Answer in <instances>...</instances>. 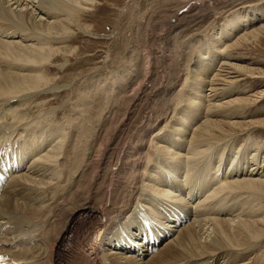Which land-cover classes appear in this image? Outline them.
Segmentation results:
<instances>
[{
	"label": "bare ground",
	"instance_id": "obj_1",
	"mask_svg": "<svg viewBox=\"0 0 264 264\" xmlns=\"http://www.w3.org/2000/svg\"><path fill=\"white\" fill-rule=\"evenodd\" d=\"M92 1L0 0V157L9 166L11 161L7 157L25 164V168L12 176L0 194V251L10 255L12 264H217L221 259L229 264H264V255L261 253L264 222L257 219L258 216L252 220L251 217L244 219L249 214L239 211L227 217L231 214L225 203L227 197L221 196V202L217 197L225 190H230L231 194L237 192L239 197H236L244 199L247 195L241 197L239 192L263 193L264 177L252 174L255 167L250 169V173L239 169L243 160L248 162L244 154L239 156L241 162L233 160L230 167L229 164L225 167L224 163L231 156L225 153L226 143L224 151H218L220 162L215 161L214 152L208 153L212 147H217L212 143L215 139L239 138L241 133L253 131L256 126H264L262 123L253 122L255 125H251L235 121L240 111H245L240 102L244 99H224L235 92L244 77H257L233 63L232 58L235 57L232 54L225 53L219 72L207 83L204 80L200 83L203 77L191 67L188 68L183 90L196 93L198 87L204 85L205 90L208 85V93H201L209 101L206 104L192 100L190 95L186 99L185 92H175V85L183 81L186 72L179 70L181 59L173 56L174 51L168 48V42L161 45L162 51L159 48L154 50L152 56L158 58V63L155 69L149 67L145 79L141 82L136 80L137 84L131 86L133 95L130 102H124L128 103L123 107L122 104L112 106L108 116L100 120L101 124H98L96 132L88 141L86 165L79 163L76 145L80 140L78 137L73 138V129L78 136L83 131L81 111L73 108L74 117L69 119L70 127L59 125L60 121L54 123V116L30 119L28 114L39 96L49 95L56 90L64 92V89L58 90L63 87L62 77L58 79L52 76L46 63L55 54L63 52L67 38L64 36L72 27L68 26L69 22L75 20L77 14ZM188 5L179 6L172 22L162 30L163 34L175 29V21L181 19L179 14H183L184 9L195 11L192 3ZM259 13L264 17V7ZM255 30L243 31L237 39H233L232 44L219 49L222 48L221 52L237 49L249 42L248 37ZM206 41L220 44L222 39L211 36ZM208 53L212 54L211 51L205 54L200 51L194 63H204ZM219 55L217 53L214 60L219 59ZM189 74L192 76L189 77ZM91 97L84 95L81 98L92 101ZM215 100L218 102L212 103ZM196 104L207 111L205 121L195 126L189 140L191 149L181 155L178 151L183 146L173 141V133L169 137L162 134L179 120L181 126L188 122L190 118L186 117L191 113L181 108ZM83 109L92 111L91 105ZM74 119H80L82 126L71 123ZM33 122H36L35 125ZM52 126L57 127L58 131L46 149L52 147L35 160L34 157L42 153L44 144L42 141L36 143L34 139L38 133L42 135L45 132L44 127ZM149 133H152L150 142L146 139ZM155 139L165 143L164 150H161L162 145L153 141ZM254 160L257 161V157ZM214 163H218V166ZM262 173L264 175V170ZM143 174L145 178H142ZM156 175L160 179L155 178ZM223 183L226 185H221ZM160 198L175 200L185 213L188 208L194 216L192 221L182 227L169 225L173 226L174 235H166L165 240L161 237V241L164 240L161 248L157 247V251L147 260H144V256L148 247L143 249L144 255L138 257L136 254L120 252L134 253L133 243L143 248L144 240H151L152 233L141 229L139 218L141 214L144 217L152 216L155 227L162 224L164 215L154 206V200ZM253 203L257 202L250 204ZM250 204V208L254 206ZM260 212L257 211V214ZM215 214L226 217L214 219L212 215ZM121 229L131 240L126 244L120 240ZM250 252L254 254L246 257Z\"/></svg>",
	"mask_w": 264,
	"mask_h": 264
},
{
	"label": "rangeland",
	"instance_id": "obj_2",
	"mask_svg": "<svg viewBox=\"0 0 264 264\" xmlns=\"http://www.w3.org/2000/svg\"><path fill=\"white\" fill-rule=\"evenodd\" d=\"M183 3L189 5L192 3V8L195 11L188 12L189 9H184L185 12L179 14L181 19H176L175 21V29L171 32L168 30L163 34L162 30L172 22L173 15L176 13L177 9L185 5ZM86 5L87 8L77 14L78 17L76 16L75 20H73L77 22H74L73 24V21L69 22L68 26L72 27L69 29L70 31L66 33L67 36H64L67 38H64L66 42L63 44V46H65L63 52L60 51L58 54H55L50 62L46 63V67L52 76H55L58 79L62 77L61 85L63 87L58 90L64 89V92H57L56 90L54 92L55 94L49 93V95L39 96L38 99L33 102V106L28 114L30 119H33L34 117L36 118V116H39L37 118H40V116L41 118H51L54 116L56 118H53L54 123L57 124V122L60 121L59 125H68L70 127L69 119L74 117V109L83 112H80L84 118V122L82 123V134L78 136L77 131L72 128L74 130L73 138L77 139L78 137L80 140V143L76 145V148L79 150V163L81 165L88 164V155H86L88 141H90L91 137L96 132L98 124H101L100 120L102 121L108 116L112 106L122 104L123 107L130 102L133 95L131 86L134 87L137 84L138 81L136 80L141 82L145 79V74L149 71L151 66L155 69V66L158 63V58L152 56V52L158 50V48L162 51L163 47L161 45H166L167 42L168 48L170 47L169 49L174 51L173 56L178 58V60L181 59L178 63L179 70L186 72V75L184 74L183 76V81L180 84L175 85V92L177 90H179L177 91L179 93L185 92V95L187 96L186 99L191 96L192 100H196L199 103H209V101H206L205 97L201 94L202 92L205 95L208 93V85L205 86V90L204 85H201L196 89V93L193 90H183L184 86L182 85L188 75V68L191 67L194 72L200 77H203L202 82L200 83H203V80L207 83L206 81L210 80L215 73L219 72L218 69H220L222 65L221 63L226 57L224 55L228 52L232 54V57H235L232 58V62L243 67L241 70L244 72L250 71L257 77L249 79L244 77L243 80H241L239 87L235 89V92L228 94L224 99L229 100L239 97L244 99L240 102L243 104L241 107H244L245 111H243V113L240 111L239 118H236L235 121L240 120L251 125H255L253 122L264 124V78H258L264 77V26L260 27L264 24V17L259 13V10L264 7V0H93ZM185 14H187V17ZM241 22H243L242 25H240ZM250 29L256 30L254 34H251V36L248 37L249 42L243 43V45L237 49L231 48L232 50L230 49L221 52L222 48H226L224 45L232 44L234 38H238L243 31ZM158 33L160 35L154 37ZM211 36L222 39V42L216 44L214 42L206 41ZM220 47L222 48L219 49ZM189 48L192 49L190 50ZM198 51H201L202 54L211 51L213 55L208 53V57L204 60V63L196 64L194 62L197 61L196 56L199 54ZM181 52L183 56L181 55ZM217 53L220 54L218 56L219 59L214 60ZM187 58H191L190 61ZM185 59H187V61ZM180 64L183 65L181 66ZM183 66L186 70H184L185 68ZM13 69L17 70L15 67ZM142 74L144 76H142ZM190 75L192 76V74H189V77H191ZM64 84L67 85V87H64ZM130 91L131 93H129ZM252 94L257 97L250 96ZM79 95L80 97H78ZM84 95L92 96L91 98L93 102L86 98H81ZM123 95L124 97H122ZM117 98L119 99L117 100ZM127 100L128 102L124 103ZM116 101L118 103H116ZM76 102L77 106L74 105ZM216 102L218 101L215 100L212 103ZM107 104H109V106ZM90 105L92 111L89 109L84 111L83 108ZM181 109L190 111L191 114L186 117L190 118V120L182 126L179 125L180 120L175 122L173 127H169V129L164 131L162 135L169 137L173 133V141L183 146V149L178 152H180L181 155H185L191 149V142L189 143V140L192 133L195 131V126L197 124H202L205 121L204 116L207 114V111L205 108H202L200 104L183 106ZM176 118H178V116H176ZM80 119H74L71 123H77L78 126L81 127ZM35 123L33 122V125H35ZM255 128L256 129L253 131L251 129L248 132L241 133V137L239 138L231 139L225 137L221 139V141L217 140L219 143H217L216 139L215 141L213 140L212 143H215L214 145H217V147H212L208 153L214 152L215 161L217 160L220 162L218 151L222 153L227 144L228 146L225 149V153L228 152L231 156H229L228 160L224 163L226 164L225 167L227 164H229L230 167L233 160L241 162L240 157L244 154L245 160L247 159L249 163L244 162L243 160V162L239 164V169L250 173V169L255 167V173L253 172L252 174L261 178L264 177L262 173L264 170V126H256ZM44 129L45 132L42 135H39L38 133L34 139L36 143L42 141V144H44L41 149L42 153L35 156V160L52 147L50 146L46 149V146H48L50 141L55 138L58 131V128L53 126L51 128L44 127ZM176 131L179 132L181 136ZM148 136L149 137L146 139L150 142L152 133H149ZM177 137L178 139H176ZM153 141L157 142L158 145H162L161 150L165 149V143L160 142L157 139ZM56 142L57 141H55L54 144ZM255 157H257V161L254 160ZM151 164L152 163L148 165V168ZM213 165L217 167L218 163H214ZM144 175L145 174L142 175V178H145ZM242 176L248 177L249 174H243ZM155 178L160 179L157 175ZM221 185L224 186L226 183ZM225 191V193L222 192L223 194L221 193L222 195L219 194L217 197L218 199H220L221 196L222 198L227 197L225 200L227 207L229 209L234 208L233 211L228 209V212L231 214L227 217L234 216L239 211L245 215L247 213L249 214V216L243 215L245 216L244 219L251 217L252 220L253 217V219H256L258 216L257 219L260 218V220L264 222V211H262L264 210V198H262L264 192H258V194H255L254 192L249 191L250 194L254 193V195L258 197L257 198L253 194L250 196L247 192L238 191L240 196L247 195L245 197L250 198L244 199L242 196V198H238L239 194L237 192L236 194H231L230 190L229 192L228 190ZM202 195H204V193H202ZM258 195L261 196V198ZM253 196L255 199L252 198ZM256 198L258 200H256ZM248 200L257 202L256 204L253 203L255 206L254 209L253 204H250L252 202ZM246 201L248 203H246ZM219 202H221V199ZM260 202H263V204ZM245 204L246 206L248 204L253 206L251 207L252 210L249 205L246 208ZM260 205H262V207H260ZM223 206L224 205H222V207ZM258 206L260 209L257 208ZM242 208L244 209L242 210ZM246 209L250 210L247 212L245 211ZM255 209L261 211L260 214H257ZM253 210L256 211L255 213L257 215H254ZM250 212L253 214H250ZM218 215L219 217L216 216V214L212 215V217L214 219L226 217V215ZM159 248H161V245ZM261 250L263 256L264 244ZM253 254L254 252H250L246 257H251ZM148 255L149 250L145 252L144 258L147 257L143 259L147 260L150 257ZM246 257L244 258L248 259ZM217 264L229 263H226V261L221 259Z\"/></svg>",
	"mask_w": 264,
	"mask_h": 264
}]
</instances>
